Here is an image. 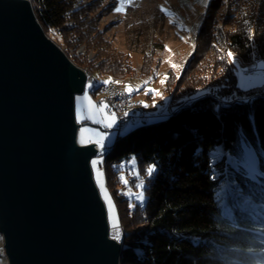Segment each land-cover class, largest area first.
<instances>
[{
	"label": "trees",
	"instance_id": "16d2710c",
	"mask_svg": "<svg viewBox=\"0 0 264 264\" xmlns=\"http://www.w3.org/2000/svg\"><path fill=\"white\" fill-rule=\"evenodd\" d=\"M32 1L45 30L78 65L108 76L109 83L133 73L130 55L113 46L100 27L114 0ZM81 46L94 51L95 59L78 52ZM163 46L162 40L156 44ZM230 50L247 61L264 58V0H211L184 71L168 78L171 112L119 134L110 146L105 173L126 245L123 264L260 263L263 223L235 206L233 222L216 196L223 176H213L214 167L222 170L226 163L212 162L217 145L238 154L245 134L257 150L264 149V91L239 87ZM149 59L146 55L145 72ZM129 186L143 189L146 200L130 198L124 192Z\"/></svg>",
	"mask_w": 264,
	"mask_h": 264
},
{
	"label": "water",
	"instance_id": "95a60500",
	"mask_svg": "<svg viewBox=\"0 0 264 264\" xmlns=\"http://www.w3.org/2000/svg\"><path fill=\"white\" fill-rule=\"evenodd\" d=\"M88 82L32 0H0V232L9 264H122L125 244L111 236L92 167L108 145L78 139L76 96Z\"/></svg>",
	"mask_w": 264,
	"mask_h": 264
},
{
	"label": "rangeland",
	"instance_id": "374dc122",
	"mask_svg": "<svg viewBox=\"0 0 264 264\" xmlns=\"http://www.w3.org/2000/svg\"><path fill=\"white\" fill-rule=\"evenodd\" d=\"M210 1L211 0H114L112 1L115 6L114 10L110 13H104L99 22L100 27L104 30V36L108 38L118 50L130 55V59L135 68L133 73L127 77V79L122 80L118 84L123 85L125 88L126 86L131 85L134 90L130 93L137 101L141 102V104L147 109L163 115L158 116L156 119H163L166 114L171 112V95L166 89L168 78L171 73L175 74V78L179 77L184 71L189 58L194 52L196 32L199 24L203 20ZM117 8L121 10L117 11ZM228 15L230 16V14ZM139 32H142L141 37L139 38L138 43H134V40L138 39L137 36ZM146 36H149V38H146ZM52 38L63 48L58 39L54 37ZM144 40H148L147 45H141ZM160 40L164 42V46L163 48H156V44L159 43ZM140 45L145 46V48H140ZM230 51L234 54V57L229 59L237 75L239 87L245 92L251 90L256 92H259V90L264 91V58L247 61L238 52L234 50ZM78 52L87 54L89 59H95L96 57V53L94 51L87 52L85 46H81L78 49ZM146 55L150 57L147 63V66L149 65V72L143 71V66L146 62ZM99 62L100 60L97 59L96 63ZM173 63L180 67L173 69L171 67V64ZM85 69L91 72L95 78L98 79V82L97 84L91 81L88 82L86 92L76 96L77 120L84 123L79 129V142L81 135H83L85 139V143L83 144L96 141L98 139L97 132H100L105 134L103 141L109 147L113 146L119 134L125 135L136 126L130 125L126 130L119 133L117 116L107 113L106 107L103 108V111H100V106L106 104L104 102H99L97 100V94L92 93L95 85H102L105 80H109V77L95 74L88 68ZM165 75H167L166 80ZM162 80L165 82L161 83ZM148 89H155L156 91H148ZM85 94H87V98H85ZM213 95L216 96V93ZM250 97H253V95ZM187 100L189 101V99ZM89 101H91V103ZM106 117L114 118L111 127L106 126ZM251 118L254 122L252 115ZM81 128H86L88 131L81 134ZM247 147L252 150H257V147L247 140L245 134H242L240 151L238 154H233L232 152L227 151L224 146L218 145L215 151L217 155H213L212 158L223 157L222 160H225L226 162L222 171L217 168L215 169V174L217 176H223L222 179L224 180L221 182V185H223V191L220 194L223 195L225 189L230 190L231 198L228 195L225 198L228 203L227 205L225 204V209H227L230 202H235L240 211L248 212L249 214H246L251 215L250 213H252V211L246 210V208L242 206V201L238 203V201H234L232 198L241 190L239 188V181L237 182L235 177L237 174L244 171L237 173L230 172L234 170L232 164L236 161L234 159L235 156L237 158L242 157V161L240 162L247 159V153L245 152ZM259 149V151L257 150V155L263 159L264 163V149ZM95 159H99L100 162H98L96 166H93L92 164V167L96 182V169L98 168L102 173L100 184H98V186L100 187L102 196L108 207L110 225L113 227L111 228V236L114 237L118 230L121 237L120 240L124 243L117 205L113 196L107 189L108 184L105 173L106 155L94 156L92 161ZM258 160L260 162L259 158ZM103 161H105L104 168L102 167ZM230 167H232V170L229 169ZM258 168L260 173L253 174L255 181L251 179L252 170L251 173H249L251 175L246 173V171V174L244 173V175L248 178L247 182L249 183V186L255 184L254 188L264 193V190L261 187V185H264V168ZM217 170L219 171L217 172ZM233 182H235V184L231 185L230 183ZM101 184L104 189H106V192L102 191ZM124 192L130 198H136L139 202H144L146 200V195L144 194L143 189H135L134 187L129 186ZM138 193H142L143 200L138 199ZM106 196H110L111 203L114 205L111 213L109 211V201L106 199ZM247 206L250 207L249 204ZM254 210L258 212L261 208H254ZM114 225L116 227H114ZM262 251H260L261 253L258 252L256 254V257L260 260L259 264H264V257L261 255ZM0 264H9V259L4 247V237L1 232Z\"/></svg>",
	"mask_w": 264,
	"mask_h": 264
},
{
	"label": "bare ground",
	"instance_id": "6f19581e",
	"mask_svg": "<svg viewBox=\"0 0 264 264\" xmlns=\"http://www.w3.org/2000/svg\"><path fill=\"white\" fill-rule=\"evenodd\" d=\"M87 72L89 74V80H93V82L95 84H97L98 79L95 78V76L91 72H89L88 70H87ZM125 89L126 88L123 85H121V84L107 83V84H102L100 86L95 85L93 90H92V93L97 94L96 96H97V100L99 102L101 101V95H106V97H112V105L114 107H122L123 91H126ZM99 91H100V94H99ZM128 94L131 95V100L124 102V109L125 110H138V111H144V112H154V111H151V110L147 109L146 107H144L141 104V102L137 101L130 92H128ZM189 103H190V101L187 102V104H189ZM155 118H157V117H150V118L141 119V121L135 122L134 124L127 125L126 128L128 126H130V125L131 126H137L139 124H144V123L150 122V121L154 120ZM126 128H124L123 130H126ZM103 142L104 141H102V143ZM217 146L211 152V160H212V162L214 164L220 162L222 160V158H223V157L212 158L213 155H215V156L217 155V153L215 152ZM109 150H110L109 146H108V149L103 148L100 151V154L101 155H106ZM245 152L247 153V155H246L247 159H245L243 162H240V161H242V158H239V157L237 158L235 156L234 159L236 161H234V164H232L234 170L230 171L231 173H233V172L237 173V172L244 171V172H242L240 174H237V175L235 174L236 175L235 180H237V182L239 181V184H240L239 188L241 190L239 192H237V194L235 193L236 195L234 194L235 196H233L232 198L234 199V201H238V203H240V201H242V206L244 208H246V210H251L252 213H250V214L252 216H254L255 219L261 221L263 223V226H264V220H262V218L260 217V216H262L264 218V208L259 206V205H262V206L264 205V193H262L261 191L257 190L256 188H254L255 184H252L251 186H249V183L247 182L248 178H247L246 175H244L245 171H246V173L249 174V173H251V170H252L251 174H252L253 178L251 176L250 177H251L252 180H254V175L253 174H256V173L258 174L259 173V169H258L259 161L255 157L254 150H252L249 147H247L245 149ZM243 164H245L247 167L243 166ZM102 167L103 168L105 167V161H103ZM216 168L217 167L215 166L214 167V171H213V176L218 178V176L215 174V171H216L215 169ZM217 169H219V168H217ZM229 169L232 170V167H230ZM219 170H217V172ZM222 170H220V171H222ZM251 174H249V175H251ZM240 176H242L243 179H241ZM222 181H224V180H222ZM235 182L230 183V184L233 185V184H235ZM222 191H223V185H221L220 188L216 192L217 199L222 200L223 208H224L226 214L231 218V220L233 222L237 223V217H236V212H235L234 206L236 208H238V205L235 202H230L229 205L227 206V209H225V204L226 205L228 204L227 200L225 198L227 197V195L230 196V198H231V194H230V190L225 189V192L222 195V194H220ZM253 191H254V193H253ZM255 192H259L262 199L259 196H257ZM248 204L250 205V207L247 206ZM254 208H258V209L261 208L262 212H261V210H258V212H256L254 210ZM241 212H243V211H241ZM243 213H248V212H243ZM260 234L263 235V241H264V232H260ZM261 255L264 257V250L262 251ZM122 264H123V260H122Z\"/></svg>",
	"mask_w": 264,
	"mask_h": 264
},
{
	"label": "snow or ice",
	"instance_id": "6c2138e0",
	"mask_svg": "<svg viewBox=\"0 0 264 264\" xmlns=\"http://www.w3.org/2000/svg\"><path fill=\"white\" fill-rule=\"evenodd\" d=\"M120 10L121 9L117 8V11H120ZM228 57L231 59V58L234 57V54L231 51H229L228 52ZM171 67L173 69H175V68H178L180 66L173 63V64H171ZM166 79H167V75H165V80ZM110 80H111V78H109V80H105L104 83L107 84V83L110 82ZM164 82H165L164 80L161 81V83H164ZM116 83H119V81H116ZM89 86H91V85H89ZM125 90L128 91V92H131L134 89L132 88L131 85H128V86H126V89ZM148 91H153L154 92L156 90L155 89H148ZM85 98H87V94H85ZM89 102L91 103V101H89ZM104 107H106V105H101L100 108H99V110L100 111H103V108ZM105 120L107 122L106 126L111 127L112 123L114 122V118H112V117H106ZM80 131H81V134H83L85 131H88V129L81 128ZM104 136H105L104 133L97 132L98 139L96 140V143L99 144L101 146V148H103L102 141L104 139ZM80 143H82V144L85 143V139H84L83 135H81ZM98 162H100L99 159L93 160L92 161L93 166H96L98 164ZM154 167H155L154 165H150L148 167L147 172H148L149 175H151L153 173ZM96 176H97V183L100 184V177L102 176V173L100 172V170L98 168L96 169ZM121 180H122L123 183H125V184L127 183V180L123 176L121 177ZM100 186H101L102 191L106 192V189H104L103 185L101 184ZM137 196H138V199L143 200L142 193H138ZM106 199L109 201V211L111 213L112 209L114 208V205L111 203L110 196H106ZM130 207H132V205H130ZM114 227H116V226L114 225ZM113 238L115 240H120L121 237H120V233H119L118 230L116 231V234H115V236Z\"/></svg>",
	"mask_w": 264,
	"mask_h": 264
},
{
	"label": "built area",
	"instance_id": "2783aa9c",
	"mask_svg": "<svg viewBox=\"0 0 264 264\" xmlns=\"http://www.w3.org/2000/svg\"><path fill=\"white\" fill-rule=\"evenodd\" d=\"M93 82V80H89V82ZM110 86V85H109ZM100 94V91H99ZM131 95L128 94L127 91H123V103L122 107H114L112 105V97H106V95H101V101L106 104V111L109 114L116 115L118 118V130L119 133L122 132L124 128H126L129 124H134L135 122L141 121V119L150 118V117H158L161 114L157 112H144L138 110H125L124 102L130 101Z\"/></svg>",
	"mask_w": 264,
	"mask_h": 264
}]
</instances>
